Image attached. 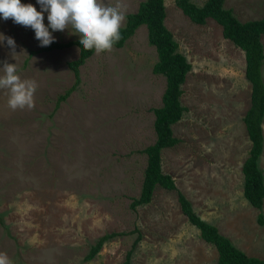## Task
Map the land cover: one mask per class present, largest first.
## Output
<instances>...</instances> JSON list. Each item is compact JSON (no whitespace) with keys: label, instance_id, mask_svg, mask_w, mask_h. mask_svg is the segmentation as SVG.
<instances>
[{"label":"rangeland","instance_id":"rangeland-1","mask_svg":"<svg viewBox=\"0 0 264 264\" xmlns=\"http://www.w3.org/2000/svg\"><path fill=\"white\" fill-rule=\"evenodd\" d=\"M141 1L102 3L122 5L126 17ZM21 3L41 11L37 0ZM164 4V23L191 69L181 85L185 110L171 126L179 141L161 150V169L199 217L264 260V225L243 196L241 166L251 146L243 123L251 90L244 52L212 18L197 24L174 0ZM223 5L242 22L264 16V0ZM0 34L16 44L13 55L7 40L0 42V75L5 62L16 64L21 79L38 85L34 107L16 110L8 105L9 91L0 89V253L12 264H123L139 236L133 264H217L215 247L188 222L175 189L156 185L148 203L130 206L141 189L143 149L156 138L153 108L161 106L166 86L152 71L157 53L145 25L121 47L94 51L79 67L78 86L56 108L74 83L67 63L78 57V47L43 50L31 27L2 16ZM52 35L53 42L80 37L71 26ZM261 41L264 47V35ZM262 127L264 137V117ZM258 166L264 176V142ZM110 232L117 235L84 260Z\"/></svg>","mask_w":264,"mask_h":264},{"label":"trees","instance_id":"trees-1","mask_svg":"<svg viewBox=\"0 0 264 264\" xmlns=\"http://www.w3.org/2000/svg\"><path fill=\"white\" fill-rule=\"evenodd\" d=\"M225 0H205L197 5L191 0H174L175 5L192 22L203 24L207 18H212L220 26L224 38L229 39L233 45L244 52V75L250 83V106L243 116V123L251 146L247 157L242 163L243 196L248 203L258 210L257 221L264 225L262 211L264 201V176L258 166V161L263 150L264 117V78L262 65L264 62V47L261 35H264V16L259 19L239 21L230 8L224 7ZM166 11L164 0H142L136 11L126 14L125 24L121 28V39L113 47H121L131 37L140 25H145L147 39L154 46L157 60L152 71L162 74L166 79V86L162 94V104L153 108L154 142L146 146L143 151L147 155V162L139 195L132 199L130 206L135 207L148 203L156 185L165 189L177 191V200L182 213L188 222L195 226L200 237L215 247L217 252V264H264V260L248 256L233 244L229 237L222 234L218 228L199 217L193 209L190 201L176 188L173 178L161 169V150L172 147L179 139L173 135L172 124L177 122L185 107L180 102L182 83L186 74L191 69V64L186 56L178 49V43L171 31L164 23ZM80 37L66 42H52L42 47L43 50L53 48H65L76 45L79 49L78 57L67 63L74 74V83L64 93L60 94L55 108L65 100L79 84V67L90 57L93 50H85L79 43ZM117 235L115 232L105 233L97 238L84 256V260L92 259L102 245L109 238ZM139 236L132 247L126 252L123 264H133L131 256Z\"/></svg>","mask_w":264,"mask_h":264},{"label":"clouds","instance_id":"clouds-1","mask_svg":"<svg viewBox=\"0 0 264 264\" xmlns=\"http://www.w3.org/2000/svg\"><path fill=\"white\" fill-rule=\"evenodd\" d=\"M37 3L41 5V11H37L32 4H22L21 0H0V16L31 27L42 47L54 41L52 32L64 31L69 26L79 34L80 45L85 50L94 49L97 54L111 51L122 38L120 30L126 17L120 4L105 6L102 0H37ZM44 12L48 13V26L43 22ZM5 39L15 55V41L0 34V42ZM2 70L0 89L9 91V107L13 110L34 107V94L38 87L36 82L21 79L16 64L5 62ZM0 264H12L6 253H0Z\"/></svg>","mask_w":264,"mask_h":264}]
</instances>
